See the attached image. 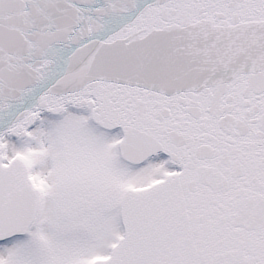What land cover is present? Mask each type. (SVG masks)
I'll list each match as a JSON object with an SVG mask.
<instances>
[{
  "label": "snow or ice",
  "instance_id": "1",
  "mask_svg": "<svg viewBox=\"0 0 264 264\" xmlns=\"http://www.w3.org/2000/svg\"><path fill=\"white\" fill-rule=\"evenodd\" d=\"M0 264H264V0H0Z\"/></svg>",
  "mask_w": 264,
  "mask_h": 264
}]
</instances>
